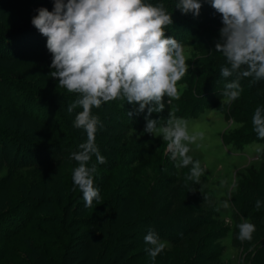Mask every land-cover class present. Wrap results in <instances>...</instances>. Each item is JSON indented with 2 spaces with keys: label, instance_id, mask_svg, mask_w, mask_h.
<instances>
[{
  "label": "rangeland",
  "instance_id": "rangeland-1",
  "mask_svg": "<svg viewBox=\"0 0 264 264\" xmlns=\"http://www.w3.org/2000/svg\"><path fill=\"white\" fill-rule=\"evenodd\" d=\"M25 1L27 0H0V24L11 25L14 10ZM201 11L204 19L198 26L200 30L191 31L192 36L190 37V44L199 48L200 54L194 56L191 63L189 60L192 56H186L188 67L193 71L197 70V65L209 69L213 67L215 61L225 60L221 53L215 51V43L219 39V30L222 27L221 17L208 3L202 4ZM181 44L185 53L191 51L190 47L184 46L183 41ZM51 60L42 55L31 60H0V134L14 136L11 143L8 144L5 141L4 149L0 148V264H54L63 253L55 242L53 225L46 220L48 217H53L51 200L45 199L46 201L43 200L45 202L41 204V200L37 202L35 198H50V194L44 195L46 189L55 191L56 195L65 192L67 188L66 176L78 166L77 162L70 158L72 152L65 150L67 142L70 140L67 137L74 132L76 135L74 142L79 147L86 141L87 136L83 129L73 126L74 117L76 113L82 111V108L77 107L72 113L67 111L69 103L74 101L77 95L68 93L59 86L57 79L49 75L54 70L50 68ZM7 85H12L15 88H10ZM224 85L222 82L219 85L222 90L220 95L224 91ZM177 87L181 93L184 86L178 84ZM33 92L47 95L39 98L43 102H40L42 105L39 106H42L44 111L39 109L40 112L36 110L29 113L20 107L24 95L33 97ZM35 98L38 100V97L35 96ZM114 102L115 100L103 103L99 109L95 107L92 109V112L98 110L105 116L104 119H99L100 124L97 126L95 144L107 162L99 164L95 154L91 155L95 165L92 177L104 188L100 201L106 205L110 203L114 206L115 202L123 203L124 200L121 201L124 197L123 194L130 197L131 181H135L136 186L141 185L144 198L152 196L151 198L163 201L156 208L147 211V214L137 216L138 219L131 218L135 214L130 213L129 207H133V203L130 202L126 204L129 205L128 208L123 206L122 211L115 215L124 219L122 222L131 219L134 226L131 230L133 232L123 238L122 250L124 252L120 258L121 263L195 264L197 261L205 259V256L202 258L196 256L193 259L194 256L188 253L192 248L190 243L198 241L199 244L202 242L204 245L207 240L205 238L201 240L202 235L210 233L212 230L214 232V229H218L221 225H229L225 238L218 242L213 241L206 248V253L213 259L204 262V264H247L252 246L250 247L245 244V241L242 242L238 239L239 229L237 226L243 222V218L239 217L234 221L229 197L232 191L237 192L234 189V183L236 186L241 183L238 178L240 172H244L247 167L259 168L262 165L264 142L253 140L242 145L235 144L233 136L243 126L238 120L225 113L230 105L225 97H222L221 104L217 107H207L195 116L182 118L187 121L190 133L204 132V139L189 145L188 153L193 161L200 162L204 169L200 182L207 186L211 193V200L202 201L198 203V206L208 207L214 203L223 219L220 221L209 220V223L201 227L199 231H195V223L188 220L186 208H188L189 199L192 197H203L202 188L193 180L187 182L184 180L183 185L178 180L180 175L185 177L188 175V169H191L192 165L187 166L186 171L182 169L183 167H178L179 161L171 158V154L166 148L167 142L163 141L159 132L153 134L158 140L159 153L155 154L152 160L137 167L125 164L127 157L121 155L118 147H120L124 136L131 132H126V129L121 126L120 113L115 110ZM42 112H46L50 117L60 115L62 118L57 124L59 126L50 124L49 120H46L47 118L40 120ZM121 112L124 114L125 110ZM21 113L26 116L23 117ZM165 125L163 123L161 127ZM247 129L242 130L248 131ZM32 135L36 139H53L59 150L50 149L51 152L40 151L38 154L37 150L32 152L29 149H27L28 151L23 149L26 153L25 160L30 165L15 168L11 164V162H15L12 160L14 150H21L22 144L27 143L25 140L31 139ZM36 155H39L38 160L40 161L37 164L35 162ZM5 163H10V165L7 166ZM164 164L167 169H164L166 167L163 166ZM91 168L89 167V169ZM156 169L158 171L164 169L162 171L165 173L162 178H159V173L155 172ZM174 175L177 178H174ZM58 188L61 189V192ZM178 195L186 199L181 211L164 220L159 214L169 213L170 206H175ZM131 200L133 199L129 201ZM170 200L172 202L167 205L166 202ZM225 201L229 204L228 208L223 207ZM143 205L146 206L144 202ZM91 207H85V201L81 200L75 208V219L88 218L89 213L86 211ZM152 219H155L157 223ZM152 222L154 223L152 224ZM161 223L176 235L170 237L173 241L168 235H158L160 241L165 244V248L153 260L146 251L151 245L146 244L144 238L149 230L158 234V230L162 226ZM71 230H76L78 240L71 250L73 252L68 255L67 264H93L97 251L93 245L94 241L91 240L94 238L93 234H95L96 228L79 225L73 226ZM191 230L193 232H190ZM184 232H188V237L191 238L188 244H185L184 240H178L180 237L178 235ZM131 235L134 238H130ZM223 243L225 245L222 246ZM119 263L120 261L117 262V264Z\"/></svg>",
  "mask_w": 264,
  "mask_h": 264
},
{
  "label": "clouds",
  "instance_id": "clouds-1",
  "mask_svg": "<svg viewBox=\"0 0 264 264\" xmlns=\"http://www.w3.org/2000/svg\"><path fill=\"white\" fill-rule=\"evenodd\" d=\"M203 3L210 4L221 17L215 51L226 61L220 75L227 79L235 74L222 93L231 102L241 95L242 78L264 80V0H177L175 9L198 17ZM53 4L52 11L36 9L31 24L47 38L50 68L54 69L49 75L68 93L77 95L67 111L82 108L73 126L83 129L87 139L70 158L78 164L72 179L83 194L85 207H91L100 196L91 174L95 167H87L91 155L95 154L99 164L107 162L95 144L100 121L92 109L116 99L139 105L127 112L129 118L147 108L144 131L152 135L159 132L171 158L179 161L177 166L192 165L186 182L195 180L198 184L204 169L188 153L189 145L204 139V132L190 133L187 121L171 113L160 128L157 120L149 119L153 112L164 110L165 97L169 104L180 98L177 85L189 70L183 45L165 33L173 19L164 4L145 0H53ZM252 125L258 138L264 139V108H255ZM255 206L259 209L261 201ZM223 207H229L227 201ZM237 227L238 239L251 241L255 225L245 221ZM144 239L151 245L146 249L148 255L155 260L165 244L152 230Z\"/></svg>",
  "mask_w": 264,
  "mask_h": 264
},
{
  "label": "trees",
  "instance_id": "trees-1",
  "mask_svg": "<svg viewBox=\"0 0 264 264\" xmlns=\"http://www.w3.org/2000/svg\"><path fill=\"white\" fill-rule=\"evenodd\" d=\"M145 2L152 3L154 5L161 2L164 4L167 11L172 14L173 19V24L165 28V33L166 35L175 38L180 43L183 41L185 43L184 46L191 48L192 52L187 49L189 52L185 53V56H192L191 60L189 61L190 63L193 62V57L200 54V49L196 48L194 44H190V37L192 36L191 31L200 30L198 26L204 19L202 11H200V15L198 17H195L192 13L183 15L178 9H175L177 0H145ZM41 7L52 11L54 7L53 0H27L14 10L13 23L11 25L7 26L2 23L0 24V60H31L41 55L52 59L51 53L46 47L47 38L41 35L39 31L31 24V18L37 14L36 9ZM225 64L226 61L220 59L219 62L218 60L217 62L215 61L213 67L209 69H204V67L202 68V66L197 65V70L193 71L188 67V72L181 79V81L178 82V84L184 86L180 93V98L173 99L169 104L167 103L168 98L165 97L164 110L162 112H153L149 119L157 120V128H160L163 123H167L170 113L178 118H187L195 116L204 108L217 107L219 104H221V99L223 97V95H220V92L222 91L219 87L220 83L222 82L225 84L235 79V74L227 79L220 75V68ZM240 84L242 89L241 95L236 100L231 101L230 105H228V110H225V113L228 116L238 120L243 126L235 132L233 136L234 142L236 145H242L253 140L264 142V139L258 138L257 134L253 131L252 125V117L255 108L257 106L264 108V80L253 82V78L248 77L242 78L240 80ZM7 86L10 88H15L12 85ZM33 93V97H38V100H36V98L34 99L33 97H30V95L28 96L23 94L24 97L22 103H20V107L25 112L29 111V113H32L36 110L40 112L39 109H43L42 106H39L43 103L39 98H43L47 95H43L42 93L40 95L35 92ZM114 105L115 110L120 113L119 119L121 126L126 129V132H131L124 136V139L121 140L120 147H118L121 155L123 157H127L125 164H129L130 167H137L140 166V164L152 160L153 156L159 153L157 149L158 140L156 136L144 131L146 125L145 116L147 115V108L144 112H140L138 114L134 113V115L129 118L127 112L132 111L134 108H138L139 105L129 104L125 99H116ZM122 110H125L124 114H122ZM92 114L98 116L99 119L105 118V116L98 110H93ZM22 115L23 117L26 116L24 114ZM61 118L62 117L60 115L50 117V115H47L46 112H42L40 120H49L48 122L50 124H54L58 127L59 125L57 124L60 122ZM244 128H248V131H243L242 129ZM69 130H71V128H69ZM13 137V135L3 136L0 134V148L4 149V142L7 141L8 144L11 143V141L14 140ZM67 138L70 140H68L65 150L72 153L77 152L79 147L78 144L74 142L76 140V135L74 132ZM25 141H27V143H23L25 145L22 144L23 147H21V150H14L12 160L15 162H11V164L15 168L28 166V164L30 165V163L25 160V150L28 151L27 149L31 150L32 152L37 150L38 154H40V151L51 152V150H59V148L56 147L57 144L53 139H36L32 135L31 139ZM23 149L25 150L23 151ZM38 156L39 155L35 156L37 159L35 161L36 164L40 162L38 160ZM262 158L263 162L259 168L251 166L245 168L244 172L239 173L238 178L241 183L237 186L234 183V189H236L237 192L234 193L232 191L229 197L230 205L233 210L234 221L241 217L243 218V222L247 221L255 225L256 230L252 234L251 241L245 240L246 245L250 247L252 246L247 264H264V151L262 153ZM93 162L94 161L90 159L87 167H94L95 165ZM5 164H7V166L10 165V163ZM163 166H166V164ZM164 169H167V166ZM164 169H159L160 171L156 169L155 172L159 173V178L164 176L165 171H162ZM182 169L186 171V167H183ZM187 173L189 175L190 169H188ZM72 175L73 171L68 173V176H66L67 188L65 192L56 195L55 191L46 189V193L44 195L50 194V198H35L37 202L41 200V204L46 201L45 199L51 200L50 203L52 204L53 217H48L46 220L51 222L53 225V236L55 237V242L63 251V253L58 257L57 263L54 262V264H67L68 255L73 252L71 250L74 248V244L78 240V237H76V230H71V228L73 226L79 225L86 226L87 228H96L97 230H95V234H93L94 238L91 240L92 242L94 241L93 245L97 251L93 264H117L119 261V264H123L121 263L120 259L122 258L121 255L124 252L122 250L123 238L133 232L131 230H133L132 228H134V226L132 225L133 223L131 222V219H126V221L122 222L124 219L115 215L122 211L123 206L128 208L129 205L126 204L130 202L133 203V207H129L131 209H129L130 213L135 214L133 215L134 217L131 216V218L138 219L137 216L147 214V211L156 208V206H158V204L163 201L158 198H151L152 196L144 198V196H142L143 190L141 185L138 184V187L135 185V181H131L132 184L130 187L132 189L129 198L126 197V194H123L124 197L122 196L123 199H121V201L124 200L123 203L115 202V206L111 205L110 203L106 205L100 201L102 190H104L103 185L100 184L96 179H93L94 187L99 189V200H94L92 203L93 207L87 209L86 212L89 213L88 218L75 219V208L81 200H84V198L79 187L75 185ZM174 178H177V176L174 175ZM178 180L180 181L179 183L183 185L185 176L180 175ZM193 182L197 184L195 180H193ZM197 185L202 188L201 193L203 194V197H192L189 199L188 208H186L188 210L186 213L189 217L188 220H190L192 223H195V231H199L201 227L209 223V220H223L220 217L219 210L214 203L208 207L198 206V203L202 201L211 200V193L209 188L203 185V183L199 182ZM58 190L61 192V189L58 188ZM179 196L181 195H178L175 201V206H170L171 211H169V213L166 212L159 214L161 218L165 220L167 217H173L174 214H177L181 211L183 203H185L186 199L185 197L181 198ZM130 199L133 200L129 201ZM257 200L261 201V210L257 209L255 206ZM143 202L146 204V206L143 205ZM171 202V200L167 201L166 204L169 205ZM153 221L155 222V219ZM154 222H152V224ZM161 225V229L159 228L157 235H168L169 238L176 235L172 231H169L168 228H165L163 223H161ZM156 226L160 225L158 224ZM192 230L190 232H193ZM228 230L229 225H221V227H218V229H214V232L212 230V232L210 231V233L208 232L201 236V240L203 238L207 240L204 245H202V242L199 244L198 241L190 243V247L192 248L188 253H190L191 256H194L193 259H195L196 256L200 258L205 256V259H198L199 261H197L195 264H204V262L213 259V257L206 253V248L210 246L213 241L218 242L219 240L225 238ZM188 234V232H184L183 234L180 233V235H178L180 236L178 240H184L185 244H188L189 241H191L189 240L191 238L188 237ZM130 238H134L133 235H131ZM170 240L172 239L170 238ZM223 245H225V243H223L222 246ZM120 252L121 254H119Z\"/></svg>",
  "mask_w": 264,
  "mask_h": 264
}]
</instances>
